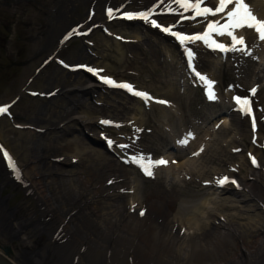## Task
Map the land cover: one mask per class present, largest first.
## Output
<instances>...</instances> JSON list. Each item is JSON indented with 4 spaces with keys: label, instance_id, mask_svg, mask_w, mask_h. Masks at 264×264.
<instances>
[{
    "label": "bare ground",
    "instance_id": "bare-ground-1",
    "mask_svg": "<svg viewBox=\"0 0 264 264\" xmlns=\"http://www.w3.org/2000/svg\"><path fill=\"white\" fill-rule=\"evenodd\" d=\"M62 1L56 0L54 6L46 11L47 19L38 29L41 46L34 51L33 62L18 86L10 91L17 100L2 105L10 107L8 113L0 115V120L12 114L17 102L25 103L24 114L15 117L23 124L17 126L18 131L12 130L14 138H10L6 145L1 140L4 129L0 130V148L10 154L21 178H16V172L8 166L0 152V188L10 184L21 185L34 206L26 204L27 213L15 230L10 228L9 223V217H15V212L2 209L3 200L0 199V231L5 235L1 244L12 247L13 242H20L28 246L27 242L32 239L45 236L46 242L40 249L24 248V252L19 253L20 258L30 264H264V138L259 144L264 116L259 100L253 99L251 106L256 119L255 132L251 126L244 127L242 123L249 116L234 113L237 105L233 102L227 107L225 113L229 114L221 126L203 131L206 133L204 136L211 137L208 133L215 135L219 128L223 134L231 130L234 136L228 143L213 139L206 144L208 149L205 148L204 153L191 149L193 156L190 159L172 163L175 154L167 153L166 149L170 148L164 132L168 130L173 137L169 129L161 130V125H156L161 132L159 135L151 133V130L145 133L143 130L147 127L142 114L146 110L138 100L130 99L121 92L107 91L98 79L100 77L91 80L81 75V70L86 68L98 69L91 67L94 60L84 46L65 59V67H55L70 40L80 36L85 42L96 28L104 26L106 21L120 22L125 14H132L131 18L128 15L130 20L143 22L146 26L153 19L161 26L160 29L175 25L172 31L179 30L189 36L202 33L207 21L202 17L183 19L180 15L183 10L171 0H164V3L160 0H65L63 9ZM217 3L218 0L215 3L208 0L206 6L214 8ZM82 6L85 10L82 18L73 16V12ZM250 8L254 15L264 20V0H255ZM109 10L112 11L111 16ZM150 10L147 20L137 15ZM183 15L190 16L192 13ZM223 16H226V11L208 17V20L223 23ZM22 25L30 31L28 18L22 21ZM143 29L149 34H144L142 39L140 37L132 47L137 50H130L127 55L134 64L139 62L148 71L153 60L165 73L166 54L173 56L176 64L188 62L187 67H177L176 77L175 73H168L167 82H178L186 88L184 80L192 78L188 69L201 74L199 71L206 72L211 66L209 59L215 54L203 42L185 44L177 49L165 44L167 40L162 36L165 37L166 32L161 30L159 35L147 27ZM242 31L247 43L257 47L259 43L254 33ZM212 39L219 43L229 40L215 34ZM188 49H191L192 56L187 55ZM227 58L235 76L230 88L233 97L250 98L245 80L252 73L255 63L240 52H231ZM151 73L154 74V70ZM68 77L72 79L69 83ZM178 83L173 87L180 89ZM214 95L233 99L225 97L220 87ZM93 97L100 105L98 109L92 103ZM221 111L204 107L197 116L202 117V123H205L214 113ZM132 114H139L141 118H133L128 123L126 116ZM101 121L111 123L101 124ZM174 121L175 118H171L172 124ZM110 124L119 125L118 128L126 133L124 141H112L114 145L127 146L123 149L117 146L120 158L128 162L127 169L118 160L105 155V151L103 153L79 144L85 133L91 134L95 143L100 144V140L107 142L106 135L114 136L111 130H107ZM66 133L72 135L70 140L65 139ZM248 136H251L250 139L257 136V145H246ZM202 139L199 136L194 145ZM225 147H229V151ZM245 149L258 161L257 170L245 158L239 166L227 165V161ZM162 153L169 164L152 169L154 176L150 179L155 189L150 195L139 198L140 190L136 187L129 192L130 170L138 167V163L146 162L147 158L153 159L154 155L161 156ZM132 157H144L145 160L133 163ZM210 166L214 168L210 170ZM222 167H226L224 177L238 184L236 189L227 191L217 183L223 178L220 177ZM242 171L243 176L238 177ZM173 173L183 175L180 183L171 181L166 185L164 176L169 178ZM189 184L199 187L205 200L185 217V201L180 186ZM212 186L220 194L234 193L232 195L238 198L236 203L242 205L238 212L247 219L244 224L237 222L245 218L229 215L215 217L218 211L238 207L234 206V201L221 196L208 199ZM137 191L138 194H135ZM133 204L136 205L135 210ZM141 210L145 211L143 217L139 215ZM221 217L223 219L220 220ZM27 229L35 234L32 237L26 235Z\"/></svg>",
    "mask_w": 264,
    "mask_h": 264
},
{
    "label": "rangeland",
    "instance_id": "rangeland-1",
    "mask_svg": "<svg viewBox=\"0 0 264 264\" xmlns=\"http://www.w3.org/2000/svg\"><path fill=\"white\" fill-rule=\"evenodd\" d=\"M214 2V0H210ZM56 0H0V106L7 104L9 101L15 99L14 95L11 92L18 86L20 83L22 75L28 71L29 65L33 62L34 51L37 50L41 46L39 41V32L38 29L44 22L46 21V11L54 6ZM65 0L62 1L61 7L63 9ZM12 11H11V10ZM10 10V11H9ZM85 14L84 7H80L76 11L73 12V16L77 18H82ZM30 21V31H28L27 27L22 25V21L24 19ZM148 27V26H147ZM153 27V26H151ZM155 33L159 31V28H153ZM241 31L237 32L240 33ZM144 34H149L146 30L142 28L141 25H137L136 21H129L127 23H108L104 27L96 28L94 33L87 37L85 42L80 38V36H76L74 39L70 40L62 52V57L57 61V65L62 64L67 57L75 53L81 46H84L85 49L89 52V56L94 60V65L91 67L99 68L97 70L103 71L102 75L111 76L115 78L117 81H125L131 84L136 89H143L151 93L154 97L159 99H166L172 101L173 106L166 108V106H155L152 108L147 107V111H144L142 116L146 121V129L143 130L145 133L151 130V133L156 132V136L161 132L156 129V125H161V130L164 128L171 127V118L179 117V114H182L184 117L182 119V125L186 122L188 123L190 118L193 116H197L199 110L202 106V98L198 91L193 92H185L186 90H179L178 88L173 87V82L166 81V76L168 73L171 75L175 73L177 63L173 56L170 54H166L165 60V68L167 72L163 73L160 71V68L154 64V61H150L149 73L146 69L142 68L140 63L134 64L131 59L127 58V55L130 50L136 51L137 49H132V47L136 44L137 40L144 36ZM171 38L173 36H170ZM39 41V42H38ZM92 46H91V45ZM167 46H172V43L168 41L165 42ZM250 55H245L246 58L249 56L253 59L254 69L252 73L246 77L245 87L247 91H250L252 88H256L259 91L251 98L259 100L261 107L263 108V112H261L262 117L264 116V43L257 46L256 48H252L249 45ZM141 58V56H140ZM211 62V66L207 69L206 73L209 76L208 79L211 80V76L215 77L218 81L219 86H223L227 82H231L233 80V68L231 67V62L228 61L223 62L220 58L211 57L209 59ZM175 63V64H174ZM28 67V68H27ZM58 67V66H55ZM169 68V69H168ZM88 70V69H86ZM152 74L151 72H153ZM169 71V72H168ZM202 74L204 72H201ZM82 76L87 77L88 79L96 78L98 75H90L89 73H81ZM89 76V77H88ZM105 76V77H106ZM71 77H68V83L71 82ZM22 82V81H21ZM202 82V81H200ZM220 82V83H219ZM230 83V85H231ZM172 84V85H171ZM201 85L204 82L200 83ZM11 91V92H10ZM201 93V91H200ZM203 93V92H202ZM14 97V98H13ZM188 97V99L186 98ZM253 102V101H252ZM92 103H95V107L98 109L100 105L96 101V99L92 100ZM25 103L22 101L17 102L16 105L12 108L13 116H8L7 118H3L0 120V130L4 129V132L1 135V140L3 144L6 145L10 138H14V134L12 130H16L17 125H22L21 121H17L15 117L24 114V106ZM178 105L181 106L180 111L178 110ZM218 107V106H217ZM222 107V106H221ZM159 108H164V110H160ZM220 108V107H219ZM213 110H216L215 106H212ZM75 113V112H74ZM193 115V116H192ZM221 115L215 116L214 118L208 120L206 122V128H213L216 123L222 121L223 117ZM181 117V116H180ZM186 117V119H185ZM133 118H141L139 114H132L126 116L128 122H130ZM160 121V122H158ZM215 123V125H214ZM219 124V123H218ZM245 128L249 127L248 119H245L242 123ZM148 125V126H147ZM151 125V127H149ZM214 125V126H213ZM173 126V125H172ZM213 126V127H212ZM115 129H114V128ZM117 126L108 127L111 132L114 133V136L108 137L107 140H115L117 142L124 141L126 138V133L120 129H116ZM219 128L215 135L211 137V139H217L222 141H228L232 138L233 132L227 134L220 133ZM177 131V130H175ZM1 132V131H0ZM174 132V130H173ZM261 137L264 138V121L261 122ZM104 135V134H103ZM201 135L203 133L201 131ZM72 135H68L66 133L65 139L70 140ZM205 140L209 139L208 136L204 137ZM251 136L246 138V145L250 143L254 145V142L251 141ZM204 140V141H205ZM211 140V141H212ZM210 141V142H211ZM100 144L95 143L93 141V137L91 134L85 133L84 136H81V144H85V146L89 148H93L100 151H105V155L114 158L115 160H119V162L126 167V162L123 159H119V151L118 148L114 147H106L105 150L102 147V141H99ZM207 142V143H210ZM220 142V143H221ZM156 143V140L154 141ZM108 144V143H106ZM105 145V143H104ZM261 145V144H260ZM83 145V147H85ZM152 145L150 144V147ZM229 147H225L226 151H229ZM246 148V147H244ZM208 147L206 148V150ZM205 150V151H206ZM210 154V152H209ZM163 155V154H162ZM247 149L243 150L242 153L235 155L234 159L231 161H227V165L229 166H239L242 162V159H247ZM157 155H154L156 157ZM184 159L182 157L180 160ZM214 168L210 166L211 170ZM221 169V168H220ZM226 167H222V173L225 172ZM129 170V169H128ZM244 171V169H243ZM238 177L243 176V172ZM131 172V179L128 185V191H134L133 189L136 187L139 191V198H145V196H149L150 192L155 189L154 184H152L151 179L144 175L140 168H133ZM183 172V171H181ZM160 173V172H159ZM183 175L181 173H176L169 178L164 176L166 180V185L171 181H178L180 183ZM2 185V179L0 177V187ZM183 192V200L185 201V212L184 215L187 217L190 211H193L199 203L205 200L204 195L200 193V188L195 187L191 184L186 186H180ZM237 188V184L231 185L226 183V190L230 191L231 188ZM212 193L208 199H216L218 197H224L231 201L237 200L238 198L234 193H221L216 189H212L210 191ZM138 194V191L135 193ZM0 199L3 200L2 209H7L9 211L15 212V217H9V223L11 225L10 228L18 229L20 227V220L27 213L28 208L25 207L28 203L30 207L34 206V202L26 193L21 185H13L10 184L8 186L0 188ZM238 208H233L228 211H218L215 213V217L222 215L223 217L226 215L234 216L239 218H245L243 220H238V224H244L246 222V217L243 216L241 212H238V209L241 208L240 203L234 204ZM211 208V206L209 207ZM188 213V214H187ZM223 217L220 218L223 219ZM13 218V219H12ZM253 219V218H252ZM258 219H260L258 217ZM255 222H257V219ZM25 231V230H24ZM183 230H181L182 232ZM26 235L32 237L35 232L27 229L25 231ZM5 235L1 234L0 231V244L3 243V238ZM46 242L45 236L36 237L31 240V242H27L28 246L24 243L13 242L12 247L15 252L20 255L21 251L24 248L30 249H40L42 245ZM23 246V247H22ZM32 251V250H30ZM20 253V254H19Z\"/></svg>",
    "mask_w": 264,
    "mask_h": 264
},
{
    "label": "snow or ice",
    "instance_id": "snow-or-ice-1",
    "mask_svg": "<svg viewBox=\"0 0 264 264\" xmlns=\"http://www.w3.org/2000/svg\"><path fill=\"white\" fill-rule=\"evenodd\" d=\"M161 3H164V0H160ZM171 3L178 5L183 12L180 15L183 19L193 20L197 17H202L204 20L207 21L206 27L202 33L196 35H184L180 32L172 31V28L175 27H163L161 28L162 31L166 33H171L174 37H176L181 44L183 45L184 42L188 43H198L203 42L206 46H213L215 50H218L220 53H227V52H240L242 55H250L249 46L247 41L244 37L238 36L236 33L242 30H248L254 33L257 40L264 43V20L259 19L256 15H254L253 11L251 10L250 6L247 4L246 0H218L217 5L213 8L211 6H206L205 0H171ZM226 11V16H223L222 19L224 20L221 23L220 20H208L209 16L215 17L219 14H222ZM191 12L192 15L184 16V13ZM109 16L112 15V11L109 10ZM151 14V10L149 12H141L137 15L145 20L149 18ZM175 14V13H172ZM129 18L132 17V14H128ZM151 24L154 27L160 28L161 26L156 22V20H151ZM218 35L219 37H227L230 41V45H225L223 43H219L218 41L212 39L213 35ZM187 55L192 56L191 49L187 50ZM191 64V61H190ZM88 71L95 72L96 70L89 68ZM198 78L201 81L205 82V85L208 89L207 95L209 99H214L215 95L213 92L214 81H211L206 76L197 73ZM103 82L114 87L124 88L129 90L130 92L133 91L132 87L127 84H117L115 81L111 80L110 78H102ZM257 91L256 88H252L250 90L251 94H255ZM134 95L138 97L145 98L146 101L152 99L148 96L147 93L136 91ZM234 100L237 105L240 106V109L243 113L247 114L251 117L252 120V130L255 132L256 130V119L253 114V110L251 108V102L248 98H241L239 96L234 97ZM159 104H167V101H156ZM9 106H0V115L8 113ZM109 121H101V124H109ZM139 131V130H138ZM255 143V140L253 141ZM108 145L111 147L113 145L112 140L107 141ZM180 143L186 144L187 140L181 141ZM121 149L127 147L126 145H119ZM203 151V148L200 149ZM235 151H239L236 149ZM0 152L3 153L5 160L8 162V166L12 168L16 172V178L20 179L19 169L16 168L15 162L12 160L11 156L7 151L0 148ZM194 155H199V153H194ZM251 163L254 166H258V161L254 156L249 155ZM144 157H132L131 161L133 163H138V161H144ZM127 162V161H126ZM172 163H176V161H172ZM169 161L161 158L158 160H152L151 158H147L146 162L138 163V167H140L141 171L146 176H154L153 168L161 167V166H168ZM229 182L228 177H223L217 181L218 184H225ZM231 183L235 184L236 181L232 180ZM111 183V181L109 182ZM122 191H125L122 189ZM133 210H135L136 205H132ZM139 215L143 217L145 215V211L141 210Z\"/></svg>",
    "mask_w": 264,
    "mask_h": 264
},
{
    "label": "water",
    "instance_id": "water-1",
    "mask_svg": "<svg viewBox=\"0 0 264 264\" xmlns=\"http://www.w3.org/2000/svg\"><path fill=\"white\" fill-rule=\"evenodd\" d=\"M7 245L0 244V248L6 247ZM10 246V245H9ZM8 246V247H9ZM11 247V246H10ZM13 249V248H12ZM1 252V251H0ZM4 255H0V264H12L10 261L7 260L6 257H8V252L3 251ZM13 253L12 259L17 263V264H30L28 262L23 261L20 256L14 251H11ZM11 255V254H10ZM16 258V260H15Z\"/></svg>",
    "mask_w": 264,
    "mask_h": 264
}]
</instances>
